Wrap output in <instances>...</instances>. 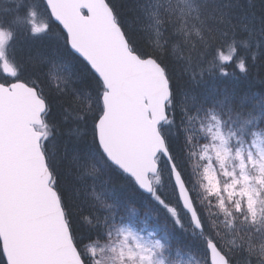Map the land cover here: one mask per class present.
Instances as JSON below:
<instances>
[{"label": "snow or ice", "instance_id": "obj_1", "mask_svg": "<svg viewBox=\"0 0 264 264\" xmlns=\"http://www.w3.org/2000/svg\"><path fill=\"white\" fill-rule=\"evenodd\" d=\"M254 73L264 0H0V264H264Z\"/></svg>", "mask_w": 264, "mask_h": 264}, {"label": "trees", "instance_id": "obj_2", "mask_svg": "<svg viewBox=\"0 0 264 264\" xmlns=\"http://www.w3.org/2000/svg\"><path fill=\"white\" fill-rule=\"evenodd\" d=\"M237 87L242 88V90L247 91V92H252V93H256L257 95L260 94L261 91H264V85H262L259 82V79L256 78V74L254 73V78L251 79L248 83H245L243 85H237ZM195 183V181H193L192 183L189 184V187H192V184ZM170 189V190H169ZM166 186L164 188V191H168L169 193H163V195L165 196V198L172 200L171 196H170V191L171 188ZM199 190L198 186L197 189L193 191V196L196 195V191ZM134 207L137 208L138 211V215L143 217L144 214L149 210L148 206H147V202L146 199L144 197L138 198ZM137 227L143 226V225H136ZM180 259H187V257L185 256H181Z\"/></svg>", "mask_w": 264, "mask_h": 264}, {"label": "rangeland", "instance_id": "obj_3", "mask_svg": "<svg viewBox=\"0 0 264 264\" xmlns=\"http://www.w3.org/2000/svg\"><path fill=\"white\" fill-rule=\"evenodd\" d=\"M169 189V187H168ZM170 190V189H169ZM162 193H169L168 191H164V189H162ZM170 196L172 198V200H174V197L172 196V192L170 191ZM134 227H137L135 224L133 225ZM138 228V227H137Z\"/></svg>", "mask_w": 264, "mask_h": 264}]
</instances>
